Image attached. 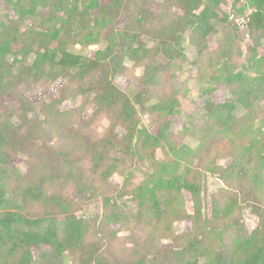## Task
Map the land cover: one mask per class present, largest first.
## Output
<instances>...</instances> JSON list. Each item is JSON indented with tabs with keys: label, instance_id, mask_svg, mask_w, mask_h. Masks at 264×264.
<instances>
[{
	"label": "trees",
	"instance_id": "16d2710c",
	"mask_svg": "<svg viewBox=\"0 0 264 264\" xmlns=\"http://www.w3.org/2000/svg\"><path fill=\"white\" fill-rule=\"evenodd\" d=\"M233 1L235 8L242 3L237 15L250 12L247 31L253 44L264 45V0ZM225 4L226 0H152L151 4L111 0L107 5L100 0L4 1L0 104L13 97L18 107L9 104L0 113V264H264V207L260 206L264 55H256L253 48L256 56L247 59L244 71L235 69L240 30L222 10ZM122 15L126 24L117 30ZM187 33L199 57L209 51L210 36L224 39L215 52L220 68L214 80L226 87L227 99L220 104L208 100L191 118L201 120L203 130L186 139V126L176 143L171 120L181 105V91L173 81L187 61ZM91 46H101L94 57L75 50ZM135 71L140 72L142 90L127 94L117 88V76ZM59 79L66 83L57 97L45 104L30 101L31 90L52 86ZM65 103L71 108L61 111ZM141 114L156 134L140 128ZM98 120L104 128L94 141L91 132ZM65 130L72 147L56 152L63 174L42 170L36 175L13 164L17 156L30 159L26 150L38 135L56 131L64 136ZM204 149L213 156L199 158ZM158 154L163 158L158 159ZM129 159L151 163L152 172L131 189L130 196L136 225L150 230L147 247L132 244L127 255H108L110 251L105 255L102 236L117 239L112 227H125L132 211L104 184ZM222 159H232V165L223 168L218 163ZM81 163L96 172V188V181L86 179L80 170ZM203 172L218 174L226 185L237 175V181L260 188L259 196L251 200L250 211L259 220L252 232L234 217L239 207L236 196L229 201L213 199L208 216ZM71 182L82 185L84 193H99L100 217L72 212L67 198L50 194L54 184ZM126 187H130L127 182ZM184 192L191 195V210ZM184 221L191 222V231L180 229ZM154 235L168 247L161 252L151 247Z\"/></svg>",
	"mask_w": 264,
	"mask_h": 264
},
{
	"label": "rangeland",
	"instance_id": "374dc122",
	"mask_svg": "<svg viewBox=\"0 0 264 264\" xmlns=\"http://www.w3.org/2000/svg\"><path fill=\"white\" fill-rule=\"evenodd\" d=\"M4 1L5 0H1V7L4 6ZM110 1L111 0H100V3L102 5H107L110 3ZM149 2L151 4L152 0H149ZM241 6L242 3L238 4L235 8L233 0H226V4L223 6L222 10L226 14H228V16H235L233 20L230 19V21H233L235 24L236 20L241 19H244L245 22L248 23L249 20H247V15H249V11H246L242 15L236 14V10ZM126 20L127 17L125 15H122L116 23V29L122 30L125 27ZM221 27L222 26H220V28ZM238 29L240 30V39L237 41V47L240 51V54L235 53L233 61L235 63V69H237L238 71H244L247 65L248 58L252 56L254 57L256 55H264V45L257 47L253 44L252 37L247 31V26L238 27ZM189 37L190 35L189 33H187L186 42L184 44L187 61L184 63L183 69L179 72L177 78L173 81L174 87L181 91V105L178 109L177 114L171 120V130L177 135V137L175 138L176 143H178L181 139V136L186 133V130L184 131V128H186V126L187 128H189V132H191H187L186 139L191 138V134H200V130H203V122L201 120L194 121L191 120V118L194 116H198L197 114L203 110L202 108H204L208 100L213 101L215 104H220L224 103L227 99L226 87L214 80V76H216V73L220 68V63L218 62V59H216L217 55L215 54V52L224 43V39L221 35L210 36L208 39L209 51L205 55L199 57L197 49L190 44ZM100 48L101 46H91L88 48L77 47L75 50L81 54L94 57L96 51ZM253 48H257L256 55H254L255 50ZM139 74V71H135L129 75H119L114 79V84L117 86V88L127 94L139 92L140 90H142V85L137 80ZM65 83L66 81L64 79H59L52 86H38L34 88L28 93L30 101L34 104L47 103L48 101L57 97L60 88ZM9 104H13L14 106L18 107L16 99H14L13 97H9L7 98L5 103L0 104V113L6 111L9 107ZM70 108L71 106L65 103L61 106L60 110L66 111ZM137 109L139 110L140 107H137ZM140 117V128H145L151 133L156 134L157 130L152 127V124H150L148 117L143 114H141ZM95 128L96 131L93 130L91 132L92 134L90 133L93 136L94 141L99 138V132L103 131L104 122L102 120H98L95 124ZM67 134V130H65L64 136L58 135L56 131L53 132L52 135H38L34 138L33 141H35V143L31 145V148H28L26 150V152H28L31 156L30 159H25L21 156H17L13 160V164L22 170H32L36 175L41 173L42 170H46L47 173L50 172L54 175H58L60 173L63 174L64 172H62L61 169L62 161L60 158H57L56 152L61 149L67 150V148L72 147L71 142L68 141ZM119 134L121 136L123 135V132L119 131ZM212 156L213 155L207 152L205 149L199 153V158L202 157V159H205V157L211 158ZM162 158V155L158 154V159ZM210 160L209 162H211ZM196 161L197 160H195V162ZM232 162V159H222L218 163L223 168H227L232 165ZM150 165L151 163L145 160L143 161L138 159H129L127 161H124L120 169H117L113 175L109 176L108 182L104 184V188L107 187V191H110V193L114 192V196L118 197L117 200L119 201V203L128 204L130 206V211H132V215H130V223H128L123 228L119 227V225H115L112 227V229L117 233V239L113 240L111 238L109 240L105 236H102L103 242L101 247L103 248L105 255L109 251L110 253H108V255L115 254L117 257L119 256V254L125 255L129 248H131L132 244H138L142 248L147 247L146 240L148 238L150 230L142 226L139 222H137L136 225L135 212L131 207L133 204L130 201V196L131 189L139 184L145 178V176L152 172ZM79 167L80 170L84 173L86 179L92 178L94 179V181H96L93 184V188H96V183H98V179H96L95 174L96 172L90 166L83 165L82 163ZM236 178L237 175H233L232 179L229 181V184L226 185L222 182L218 174L203 172L202 179L205 185L203 196H206V200L204 199V206L206 207L208 216H211L213 199L222 197L223 200L229 201L231 197L236 196L239 207L238 210H236L234 217L235 219L238 218L240 221H243L245 223L247 232H252L257 227L259 220L250 211V207L253 204L251 200L254 201L256 196H259L261 191L257 186L244 180L237 181ZM126 182L130 187L124 188V183ZM101 183H103L102 180ZM66 185L67 183H64V185L54 184L51 187L50 194H61L65 198H67L73 204L71 207L72 212L92 217H100L102 215V197L99 195V193L95 192L93 196L89 192L84 193L82 190L83 186L79 185L78 183L71 182L68 186ZM116 192H120L119 195ZM184 199L189 210H191V195L187 192H184ZM260 206L264 207V201L260 203ZM218 228L220 229V227ZM223 228L224 227H221V229ZM180 229L184 232L191 231V222L184 221L180 225ZM153 238L154 239L152 241L151 247H154L157 250L159 248L158 251L168 247L167 245H165L166 243L164 240L161 241L160 236L154 235ZM34 254L38 259V252L34 251ZM127 254H129V251ZM120 258L123 257L121 256ZM203 262L204 261L202 260V263Z\"/></svg>",
	"mask_w": 264,
	"mask_h": 264
},
{
	"label": "built area",
	"instance_id": "2783aa9c",
	"mask_svg": "<svg viewBox=\"0 0 264 264\" xmlns=\"http://www.w3.org/2000/svg\"><path fill=\"white\" fill-rule=\"evenodd\" d=\"M250 14V13H249ZM235 16L234 15H229V18L231 19V20H233V18H234ZM249 15H247V20H249ZM233 22V21H232ZM249 22V21H248ZM237 24V25H236ZM236 26H238V27H246L247 26V22H245V20L244 19H241V20H236Z\"/></svg>",
	"mask_w": 264,
	"mask_h": 264
}]
</instances>
